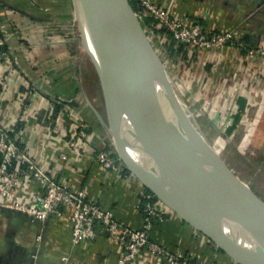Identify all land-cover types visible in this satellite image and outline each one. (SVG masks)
<instances>
[{
  "label": "crops",
  "instance_id": "1",
  "mask_svg": "<svg viewBox=\"0 0 264 264\" xmlns=\"http://www.w3.org/2000/svg\"><path fill=\"white\" fill-rule=\"evenodd\" d=\"M152 1L190 26L201 21L211 33H233V44L204 52L202 65L208 77L209 118L224 114L221 120L229 124L225 135H239L252 104L247 93L264 99V56L260 53L264 50V0ZM18 17L0 2V39L7 48L0 46V123L54 180L69 184L75 192L85 191L91 200L114 211L122 226L140 228L144 216L137 203L146 188L125 165L108 170L93 153L107 151L120 159L106 112H102L103 95L90 100L81 83L72 88L68 79L44 81L43 86L27 54L14 41V26L19 20L26 21ZM167 41L174 52V41L168 37ZM252 50L256 54L249 56ZM231 75L235 77L229 79ZM40 86L51 92L35 93ZM39 191L37 184L25 180L16 187L26 204ZM169 214L154 231V242L198 264L211 262L217 247L176 213L169 210ZM71 235V211L42 223L22 211L0 208V264H115L122 253L116 239L74 243ZM218 260L236 264L222 251ZM141 264L153 263L143 255Z\"/></svg>",
  "mask_w": 264,
  "mask_h": 264
},
{
  "label": "water",
  "instance_id": "2",
  "mask_svg": "<svg viewBox=\"0 0 264 264\" xmlns=\"http://www.w3.org/2000/svg\"><path fill=\"white\" fill-rule=\"evenodd\" d=\"M76 7L107 128L126 169L236 264H264V235L210 192L179 145L163 98L167 70L131 0H76ZM199 142L212 159L213 150ZM229 172L232 177L225 178L240 184Z\"/></svg>",
  "mask_w": 264,
  "mask_h": 264
},
{
  "label": "rangeland",
  "instance_id": "3",
  "mask_svg": "<svg viewBox=\"0 0 264 264\" xmlns=\"http://www.w3.org/2000/svg\"><path fill=\"white\" fill-rule=\"evenodd\" d=\"M0 2L18 18L26 19L17 21L18 24L14 26V41L21 51H25L26 59L33 70L39 73L43 83L68 79L72 88L76 83H81L88 99H102L96 69L82 45L76 0ZM140 20L165 67L168 63L166 70L171 89L165 104L179 145L210 175L216 193L224 199V203L231 205L245 220L257 227H264V99H256V96L247 93L252 104L246 114L247 122L240 127L242 133L226 136L224 132L229 124L221 120L224 114H217L215 119H210L209 107L206 106L208 77L204 75L202 65V55L206 51H201L194 61L189 62L175 53L173 43L174 52L171 53L168 41L161 40L152 30H148L147 19ZM230 77L232 79L235 76ZM35 88V93L51 92V89L45 90L42 86ZM102 112H105L103 107ZM255 129L259 130L258 134ZM199 141L206 143L213 150L211 152L224 161L240 182L237 185L246 186L247 194L254 196V199L244 197V191L234 185L233 180L225 178V175L232 177L229 170L225 168L222 176L218 174ZM237 191L241 194L238 195Z\"/></svg>",
  "mask_w": 264,
  "mask_h": 264
},
{
  "label": "built area",
  "instance_id": "4",
  "mask_svg": "<svg viewBox=\"0 0 264 264\" xmlns=\"http://www.w3.org/2000/svg\"><path fill=\"white\" fill-rule=\"evenodd\" d=\"M142 11L140 19L155 20L152 26H163L172 34L175 50L189 62L205 51L221 50L234 42L231 32L211 33L201 21L192 26L172 15L171 11L155 4L152 0H138ZM146 26V25H145ZM148 30H152L148 25ZM150 32V31H149ZM155 34L153 31H151ZM165 41L167 36L156 34ZM4 42L0 39V46ZM184 48V52H180ZM264 56V50L260 51ZM254 56L255 51H249ZM168 63H166V68ZM96 159L108 170H118L124 164L107 151L93 150ZM20 180L33 182L40 187L35 200L29 204L22 201L16 192ZM0 208L22 211L42 223L54 217H62L71 211V230L74 243L96 242L102 237L116 239L122 253L115 264H141L147 256L153 264H198L188 257L178 256L172 250L153 240L154 231L170 217L169 208L145 189L137 208L143 212L144 222L138 229L122 226L114 211L103 208L91 200L83 190L75 192L69 184L54 180L48 171L23 148L18 138L11 137L0 123ZM220 250L216 248L214 259L207 264L219 263Z\"/></svg>",
  "mask_w": 264,
  "mask_h": 264
},
{
  "label": "bare ground",
  "instance_id": "5",
  "mask_svg": "<svg viewBox=\"0 0 264 264\" xmlns=\"http://www.w3.org/2000/svg\"><path fill=\"white\" fill-rule=\"evenodd\" d=\"M166 76V75H165ZM164 76V77H165ZM143 79L142 80H144L145 82H146V76H143L142 77ZM170 89H171V86H170V84H169V81L166 79V77H165V80H164V87H163V98H164V101L166 102V99L168 98V94L170 93ZM179 105V104H178ZM176 106V105H175ZM181 110V109H180ZM178 112H179V110H178ZM169 114V113H168ZM170 120V119H169ZM193 132V131H192ZM203 146H205V145H203ZM186 147V146H185ZM183 148V147H182ZM208 149V148H207ZM206 149V150H207ZM208 152H210V157H212V159H210L211 160V162L213 163V167L216 169V171L218 172V174H220L221 176L224 174V169L226 168L225 166H224V164H223V162H222V160L219 158V156L216 154V155H214V153H212L210 150H208ZM187 157H188V159H189V164L191 165V166H193L194 167V169L199 173V175L201 176L200 178L209 186V188L211 189V191L210 192H214L215 194H217L216 193V189L214 188V186H213V183H212V180L210 179L211 177H210V175H207L204 171H203V168L201 167V164L199 163V162H197L196 161V159H194L193 157H191V156H188L187 155ZM226 170H228L227 168H226ZM231 178V177H230ZM237 186H239L243 191H244V193H245V195H243L244 197H246L247 199H249V198H253L254 199V196L252 197L250 194H247V187L246 186H244V185H237ZM240 194H241V192H240ZM250 195V196H249ZM260 216V215H259ZM261 218V217H260ZM244 219V218H243ZM245 220V219H244ZM247 221V220H246ZM249 222V221H248ZM253 226H255L254 225V223L252 224ZM256 228H257V230H258V232L259 233H261V234H263L264 235V227H257V226H255Z\"/></svg>",
  "mask_w": 264,
  "mask_h": 264
},
{
  "label": "trees",
  "instance_id": "6",
  "mask_svg": "<svg viewBox=\"0 0 264 264\" xmlns=\"http://www.w3.org/2000/svg\"><path fill=\"white\" fill-rule=\"evenodd\" d=\"M132 2V5L134 7V9L140 13L142 11V7L139 5V1L138 0H131ZM148 20V23L147 25L152 29V31L155 33V34H163V35H166L170 40H173L172 38V34L169 32V30H167L166 28H164L163 26H152L153 24H155V20L154 19H151V18H147ZM174 41V40H173ZM175 46V42H174V45ZM1 49L2 50H6V46H1ZM175 49V47H174ZM174 51V50H173ZM180 52H184V48H181ZM179 53V52H178ZM1 91H2V88L0 86V94H1ZM221 251V250H220Z\"/></svg>",
  "mask_w": 264,
  "mask_h": 264
}]
</instances>
